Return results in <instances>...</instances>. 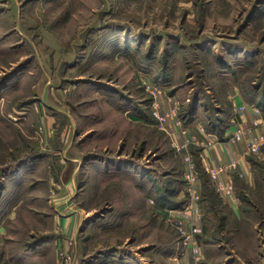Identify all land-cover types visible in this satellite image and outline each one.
I'll use <instances>...</instances> for the list:
<instances>
[{
  "label": "rangeland",
  "instance_id": "rangeland-1",
  "mask_svg": "<svg viewBox=\"0 0 264 264\" xmlns=\"http://www.w3.org/2000/svg\"><path fill=\"white\" fill-rule=\"evenodd\" d=\"M233 88L264 112V0H0L1 262L180 257L189 188L202 264H264V158L221 197L197 164L185 183L172 146L197 126L219 136ZM153 99L176 117L154 118ZM229 200L246 217L237 238Z\"/></svg>",
  "mask_w": 264,
  "mask_h": 264
},
{
  "label": "crops",
  "instance_id": "crops-1",
  "mask_svg": "<svg viewBox=\"0 0 264 264\" xmlns=\"http://www.w3.org/2000/svg\"><path fill=\"white\" fill-rule=\"evenodd\" d=\"M228 94H232L229 97L231 98L232 102L230 103L233 108L235 106L243 104H247V100L244 99L243 95L240 94L237 90V88H233L231 91L228 92ZM228 97V96H227ZM228 97V98H229ZM249 102V101H248ZM262 115V116H261ZM260 115L254 114L251 109L245 108L240 113H238L235 116V120H231V124H228V127H225V129L222 131V138H219L215 141L211 146L206 147L204 145H195L194 149L196 152L193 151V163H195L196 166H198L200 169H202L205 173H207L210 168L218 167L220 165H226L229 162L235 161L237 162V168H232L229 172L226 173V175H221L222 180L230 179L231 181L235 182V186L238 185V183H245L249 184L251 186V174L255 171L254 165H252L253 158H264V154H248L246 152L245 144L247 142H252L254 139L261 133L264 134V112ZM258 121L260 124L257 127L252 126V121ZM167 125L171 129L172 133H170V136L172 137L174 142L179 141L177 138H180V126L174 125L173 120H168ZM245 127L247 128V133L244 135L241 141L239 142H232L231 136L233 135L234 131L238 128ZM197 133V132H195ZM199 137L201 140H204L203 135H201L199 132ZM192 145V146H193ZM180 165L182 166L181 160ZM182 175H183V166L181 168ZM184 178V176H183ZM185 181V180H184ZM186 183V181H185ZM187 188V187H186ZM236 189V188H235ZM185 192L187 193V189H185ZM173 209H175L173 207ZM229 214L232 216V220L236 226V228L232 231L236 234L237 238L242 230H239L238 227L241 225V223L246 219L245 215L241 213V208L239 206V202L236 203V201L232 202L229 200ZM187 211V212H186ZM184 213L186 217H189L191 212L189 210H186ZM185 217V218H186ZM186 224L189 225L188 220H186ZM228 223L225 224L227 226ZM79 230V227L75 228V231ZM72 231H70L69 234H72ZM80 231V230H79ZM66 235V230L63 233ZM3 236L2 231H0V247L2 246ZM58 244V243H55ZM141 247V243L138 244ZM56 246V245H55ZM42 246H38L36 249H41ZM140 248V249H141ZM144 249V248H143ZM104 250V249H102ZM58 252V251H57ZM77 264H193L192 260V254L190 251H187L182 256H175L172 254V252L167 253H161L158 250H153L151 254H134L132 251H129V253L124 254L123 252H107V251H100L98 252L97 256H93L92 258L88 257H82L81 260H77ZM0 264H5L4 262H1Z\"/></svg>",
  "mask_w": 264,
  "mask_h": 264
},
{
  "label": "built area",
  "instance_id": "built-area-1",
  "mask_svg": "<svg viewBox=\"0 0 264 264\" xmlns=\"http://www.w3.org/2000/svg\"><path fill=\"white\" fill-rule=\"evenodd\" d=\"M148 90H151L150 86H147ZM152 89L159 94L160 89H156L153 88ZM154 91H152L154 93ZM245 108H249L251 109V111L258 115L260 113V110L258 108V106H255L254 104H241L238 106H235L233 109L235 111V113H240L242 110H244ZM151 114L154 118H157L158 121L164 122L166 117H171V118H175L176 117V112L175 111H171L169 113H166L165 115H160L158 114V103L155 102V100L153 99L152 101V106H151ZM178 122V121H177ZM233 122V120H232ZM260 124L259 120L258 121H252V126L257 127ZM198 132L203 135L204 140H200L198 136L196 135H192L187 139L186 142L184 144L181 145H176V144H172L176 154H179V156L181 157V163L183 166V176H184V180L186 181V184L189 186H194V184H196L197 179H198V172H197V168L195 166V163H193L192 159H190V155L188 153L187 147L189 145L194 144H202L206 147L211 146L213 143H215V141L218 140V134L215 132H209L206 133L204 127L202 126H197ZM247 128L245 127H241L238 128L234 131L233 135L231 136V141L232 142H239L242 140V138L244 137V135L247 133ZM264 142V134H259L254 141L252 142H247L245 144V148H246V152L248 154H258L261 150V145ZM237 162L232 161L227 163L226 165H220L218 167H214V168H210V170L208 171V175H209V180L210 182H212L215 190L219 193V195H221V197H227V196H233L234 194V187H233V183L230 180H222L221 179V175H226L227 172H229V169L231 168H236ZM189 186V187H190ZM187 191L191 194L192 197V202L189 203L188 206L185 207V210H193L194 211V215H196V219L195 221H193L192 224V228L189 230L184 229L183 224L179 221H176L175 223V229L176 231L181 235L182 238V248L183 251L182 253H180V255H184L185 252L190 251L192 254V260H193V264H202V255L200 253V248L199 245L197 244V238L195 237L200 231V227H199V222L201 220L202 215H200V208L198 206V203L196 202V200L194 198V195L196 193L195 190H190L189 188L187 189ZM151 204H154L153 200L149 201ZM178 210H173V211H167L170 214H174V215H178L176 212ZM199 221V222H198ZM179 255V254H178Z\"/></svg>",
  "mask_w": 264,
  "mask_h": 264
},
{
  "label": "trees",
  "instance_id": "trees-1",
  "mask_svg": "<svg viewBox=\"0 0 264 264\" xmlns=\"http://www.w3.org/2000/svg\"><path fill=\"white\" fill-rule=\"evenodd\" d=\"M260 103H257V105L259 106ZM264 111V108L262 109ZM222 129L218 130L217 132L219 133V138H222ZM207 188V187H206ZM165 203L170 206V207H178L179 202L175 203L172 200L168 199L167 201H165Z\"/></svg>",
  "mask_w": 264,
  "mask_h": 264
}]
</instances>
